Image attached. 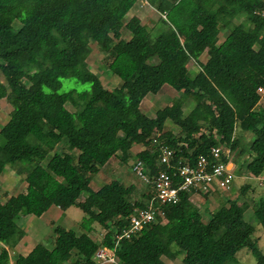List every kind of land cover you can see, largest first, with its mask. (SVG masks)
<instances>
[{
	"label": "trees",
	"instance_id": "16d2710c",
	"mask_svg": "<svg viewBox=\"0 0 264 264\" xmlns=\"http://www.w3.org/2000/svg\"><path fill=\"white\" fill-rule=\"evenodd\" d=\"M138 1L0 0V101L12 107L0 128V175L9 166L26 184L0 201V264H97L101 245L124 264H170L166 258L179 257L181 264H244L237 256L243 248L254 264H264L255 235L257 224L264 232V191L250 213L247 200L201 191L219 201L207 220L194 194L181 191L152 222L125 235L158 173L173 175L179 161L195 164L201 155L227 161L223 150L230 148L242 159H234L237 169L253 179L264 173V16L257 13L264 0H147L160 14L150 27L128 17ZM95 51L104 53L102 66L120 85L106 87L91 69ZM68 77L90 87L61 90ZM164 84L180 94L155 115L144 112L143 99ZM237 127L253 139L241 143ZM154 139L172 148L173 167L160 163ZM136 145L142 148L132 153ZM214 146L222 150L217 160ZM113 159L133 171L142 163L149 181L141 197H134V183L118 178L93 187V176ZM53 205L83 210L80 233L53 224L48 244L18 251L26 235L18 218L41 217ZM96 224L101 240L91 233Z\"/></svg>",
	"mask_w": 264,
	"mask_h": 264
},
{
	"label": "rangeland",
	"instance_id": "374dc122",
	"mask_svg": "<svg viewBox=\"0 0 264 264\" xmlns=\"http://www.w3.org/2000/svg\"><path fill=\"white\" fill-rule=\"evenodd\" d=\"M137 15L140 17L143 23L147 24L149 27L153 26L156 23V20L159 17V12H157L152 6L149 5L147 0H139L136 5L132 8L129 13V16ZM127 17V18H128ZM243 18V17H242ZM239 18L238 20H240ZM127 30L124 29L121 32V36H125ZM117 37L119 33L115 34ZM92 45H95L92 42ZM202 60L206 59V53L201 56ZM104 59V53L102 52H93L88 57V63L91 69L98 73L104 83V85L108 88H113L118 86L122 83L121 78L117 75L112 74L108 70H106L102 65ZM189 65L191 68H198V65L194 63V61H190ZM0 79L5 80L4 75L0 71ZM89 83H82L74 77L63 78V86L61 90H69L71 88H77L78 90H83L85 88H89ZM262 97L259 101V105L264 106V91L260 90ZM180 92L173 88L170 84H164L162 89L156 93H149L142 101L141 108L144 112L155 115L156 109L159 107H163L164 105L170 103L174 97H177ZM190 104V103H189ZM194 105V101L192 103ZM1 109H0V128L1 126L6 123L9 118V113L11 110V105L6 100L0 101ZM192 105V106H193ZM190 105H186V111L190 110ZM168 127L172 128L174 131H177V127L171 124H168ZM236 134H241V143H245L249 140H252L254 134L251 132L242 131L240 127H237ZM246 146V144H244ZM61 147V146H60ZM140 149V146L136 145L133 148L132 153H136ZM233 154V153H232ZM238 159V154H233V159ZM242 160L241 158H239ZM236 178L231 186V188L222 193L223 197H230L236 198L240 197V202L247 200L249 203L247 212H251V206L255 198L258 197L264 191L263 181L264 178H260L261 176L264 177V173L257 178L253 179L248 176L245 169H237L236 167ZM117 179L121 181H125L127 184L134 183L136 185L134 197L138 198L141 197V194L145 192L146 188L148 187V182L137 175L132 169L126 166L125 163L120 162L119 159H113L111 163L107 166V168L102 169V171L92 178V185L94 188H98L102 182H105L108 179ZM1 180V189H0V201H5L7 197L12 194H15L19 191L25 190V181L22 179L21 176L16 174V172L11 169L9 166H6L3 172L0 175ZM250 185L251 187L243 193L242 187L245 185ZM148 188L147 190H149ZM193 201L202 209L204 214V220H207L211 210L219 204L218 199L216 196L206 198L202 194L192 195ZM64 214V210L58 206H52L49 208L41 217L35 216L33 214H26L23 215L20 219L18 218L19 224L23 225L26 229V235L23 237L24 247L17 248L18 251L23 252L27 250L26 247H29L33 242L34 244L37 242H45L48 244L49 238L53 235V224H62L66 227H71L80 233L81 227H79L78 222L80 221L81 217L84 215V212L81 208L77 206H73L69 210H67V215L70 216L68 218ZM249 219V218H248ZM250 220V219H249ZM67 222V223H66ZM256 237L260 242V247H264V232L260 225H256ZM94 231V232H93ZM91 232L93 236L98 237V240L102 239V228L96 224V228L93 229ZM32 241V242H31ZM14 255V254H12ZM240 261L244 264H254L256 262V258L251 254L250 249L243 248L237 254ZM167 262L170 264H181V258H176L174 260H170L166 258Z\"/></svg>",
	"mask_w": 264,
	"mask_h": 264
},
{
	"label": "built area",
	"instance_id": "2783aa9c",
	"mask_svg": "<svg viewBox=\"0 0 264 264\" xmlns=\"http://www.w3.org/2000/svg\"><path fill=\"white\" fill-rule=\"evenodd\" d=\"M264 16V8L257 11ZM260 90H263L261 87ZM264 91V90H263ZM157 142L158 139H154ZM160 153V163L173 167L174 151L163 141H158ZM221 147L214 146L212 154L217 160L221 157ZM223 154L227 156V161H210L206 156L201 155L195 164L182 163L176 164L177 170L172 175L167 171H160L154 179L153 185L148 190L149 196L145 197L146 205L144 207L136 206L130 217L131 227L126 230L125 235L129 237L134 232L142 229L145 225L152 222L159 211V207L165 203H175L180 198L181 191H189L192 194H200L201 191L209 192L219 190L221 192L228 191L237 176L235 157L230 148L223 150ZM134 171L138 176L149 181V177L145 174L141 162L134 164ZM179 176L180 181H175L174 177ZM260 178H264L261 176ZM121 237V236H119ZM97 264H124L118 262L115 250L105 245H101L94 254Z\"/></svg>",
	"mask_w": 264,
	"mask_h": 264
},
{
	"label": "crops",
	"instance_id": "0c3cea01",
	"mask_svg": "<svg viewBox=\"0 0 264 264\" xmlns=\"http://www.w3.org/2000/svg\"><path fill=\"white\" fill-rule=\"evenodd\" d=\"M153 8V7H152ZM141 148H142V145H139ZM138 146V147H139ZM73 206H71V207H69V208H67L66 210H64V214L63 215H66L68 218H70V216L69 215H67V210H69L70 208H72ZM67 223V222H66ZM25 229H27V228H25ZM98 237H100V236H98ZM24 240L22 239L19 243H18V245H17V247H16V249L17 248H20V247H24ZM32 242V241H31ZM36 244V243H35ZM34 244V242L29 246V247H26L27 248V250L25 251V253L26 252H28V251H30V249L35 245Z\"/></svg>",
	"mask_w": 264,
	"mask_h": 264
}]
</instances>
